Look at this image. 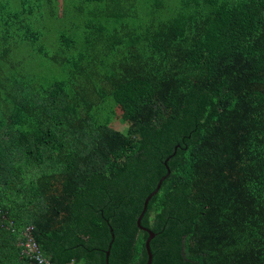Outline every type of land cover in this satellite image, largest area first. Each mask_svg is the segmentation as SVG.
<instances>
[{
    "label": "trees",
    "instance_id": "obj_1",
    "mask_svg": "<svg viewBox=\"0 0 264 264\" xmlns=\"http://www.w3.org/2000/svg\"><path fill=\"white\" fill-rule=\"evenodd\" d=\"M3 1L0 264H264V0Z\"/></svg>",
    "mask_w": 264,
    "mask_h": 264
},
{
    "label": "built area",
    "instance_id": "obj_2",
    "mask_svg": "<svg viewBox=\"0 0 264 264\" xmlns=\"http://www.w3.org/2000/svg\"><path fill=\"white\" fill-rule=\"evenodd\" d=\"M23 244L25 245L23 253L29 255L34 264H53L51 259L41 252L36 241L29 239Z\"/></svg>",
    "mask_w": 264,
    "mask_h": 264
},
{
    "label": "water",
    "instance_id": "obj_3",
    "mask_svg": "<svg viewBox=\"0 0 264 264\" xmlns=\"http://www.w3.org/2000/svg\"><path fill=\"white\" fill-rule=\"evenodd\" d=\"M164 178H165V177H164ZM164 178L161 179V181H160L159 184H158V188H157V190H156L155 192L152 193V195L149 197V199H148L147 202H146L145 210H144V212H143V214H142V216H141V218H140V220H139V223H138V224L140 225V227H141L142 221H143V219H144V216H145V214H146V212H147V209H148V207H149V201H150V199H151L154 195H156V193H158V191L160 190V188H161V184H162ZM113 237H114V236H113ZM153 237H154V235L150 232V239H149L148 242H147L148 250H149V252H150V259H149L148 264H152L151 240L153 239ZM110 248H111V245H110ZM110 248L107 250V264H109Z\"/></svg>",
    "mask_w": 264,
    "mask_h": 264
},
{
    "label": "rangeland",
    "instance_id": "obj_4",
    "mask_svg": "<svg viewBox=\"0 0 264 264\" xmlns=\"http://www.w3.org/2000/svg\"><path fill=\"white\" fill-rule=\"evenodd\" d=\"M8 0H4L3 2L6 4ZM48 39H50L51 41H54L56 39V33L55 31H50L48 33ZM119 121V120H118ZM116 127L117 129L118 128H122V127H126V124L122 123V122H118L117 126H114Z\"/></svg>",
    "mask_w": 264,
    "mask_h": 264
}]
</instances>
